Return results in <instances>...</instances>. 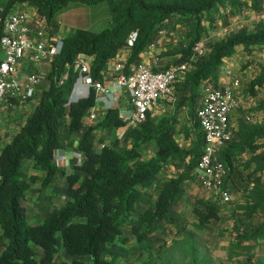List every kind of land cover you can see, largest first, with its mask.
<instances>
[{"label":"trees","instance_id":"obj_1","mask_svg":"<svg viewBox=\"0 0 264 264\" xmlns=\"http://www.w3.org/2000/svg\"><path fill=\"white\" fill-rule=\"evenodd\" d=\"M18 2L34 5L49 23L54 20L56 11L70 2L86 5L106 2L112 24L99 33L75 30L64 40L62 53L51 64L48 86L42 89L39 104L0 156V264H38L37 247L44 253L41 264H53L59 252L58 236L62 237L64 249L76 257L72 264H119L116 259H110L109 247L127 228L138 242H144L167 220L186 184L197 175L206 143L197 105L203 100V86L206 83L216 88L221 86L222 67L240 48L248 54L264 48V31L242 30L217 43L208 56L201 55L192 60L195 47L206 34L205 22L213 25L215 20L236 16L247 7L259 13L264 0H10L6 10ZM176 25L185 26L183 38L188 45L179 51L181 56L177 62L154 69L160 72L192 64L184 80L176 85V113L159 121L149 114L146 122L128 129L127 146L116 140L97 150L94 128L90 127L79 144L84 162L78 172L67 175L59 169L54 163V155L62 144L66 118L70 119L72 132L81 130L84 118L96 105V92L92 88L87 98L68 107L80 78L78 59L81 56L91 59L92 80L104 82L110 62L126 52L125 73L129 74L132 66L144 62L142 55L156 43L158 35ZM133 35L136 38L131 41ZM258 87H264V66L250 82L248 93L257 95ZM185 108L190 109V121L194 123L193 129L191 126L182 128L186 130V137L192 140L190 149L182 148L176 138L179 113ZM257 109H264V105ZM126 126L117 108L109 109L100 117L102 130ZM261 140H264V124L240 118L237 127L233 128V140L219 154L229 170L225 184L238 171L237 159L263 149L258 144ZM152 143L157 145V152L145 160L142 147ZM257 159L261 158H252L253 161ZM27 162L34 169L47 173L43 190L50 187L56 177H66L69 185L65 205L54 209L39 226H32L27 220L26 198L32 183L40 180L37 176L28 179ZM170 165L175 166L179 174L158 182L164 166ZM155 187V203L136 220V211L144 201L146 191ZM251 200L241 207L246 217L252 218L257 212L264 214V197L254 191ZM194 214L200 229L221 219L215 200L198 199ZM240 239L241 243L264 240V223L254 232L241 235Z\"/></svg>","mask_w":264,"mask_h":264},{"label":"rangeland","instance_id":"obj_2","mask_svg":"<svg viewBox=\"0 0 264 264\" xmlns=\"http://www.w3.org/2000/svg\"><path fill=\"white\" fill-rule=\"evenodd\" d=\"M9 2L10 0H0V7H7ZM90 10L92 16L89 15ZM54 20L57 23L71 25L79 20L85 25L83 30L99 33L111 26L112 15L106 2L97 5L70 2L56 11ZM205 23L206 34L203 38L205 50L197 57L208 56L217 43L227 40L239 31L245 30L250 33L264 31V6L259 13L247 7L236 16L215 20L213 25ZM184 28L182 25L170 26L165 33L158 35L154 45L157 50L162 51V55L157 58L159 60L157 66H168L179 60L181 56L179 51L188 45L183 38ZM239 50L232 59L235 61L234 64L224 71L223 79L221 76V83L233 88L245 108L249 104V109H245L249 111L251 117L248 122L264 124V109H257L264 105V87L256 88L257 95L248 93L250 82L259 75L261 66H264V48L252 54L243 52L241 48ZM165 54L169 55L164 56ZM154 60L150 62L153 66ZM45 67L49 72L50 65L45 64ZM188 67L191 68L192 64L187 63L176 68H181L180 72L185 73ZM183 112L185 116L186 111ZM180 119H183V115ZM177 141L184 149L190 148L192 143L186 135L182 137L181 133ZM258 144L263 146V149L256 154L251 152L237 159L238 171L216 193H209L204 189L195 175V178L186 184L177 207L175 206L167 220L160 224V231L152 232L142 243L128 231L125 235L124 249L112 250L110 253L118 255L116 258L121 259L119 264H264V240L241 243L240 239L241 235L254 232L264 223L262 212L247 218L241 209L252 201V192L255 191L258 196L264 197V141L261 140ZM154 152L152 147L145 151L149 157L153 156ZM258 157L261 159L252 160ZM173 167L176 170L174 174L163 172L159 179L166 181L178 175L179 171ZM226 195L229 196V201L224 200ZM198 199L215 200L219 206L221 219L200 229L194 214ZM151 201L150 199L149 202ZM149 202L144 205L143 210L148 209ZM136 218H139L138 214Z\"/></svg>","mask_w":264,"mask_h":264},{"label":"built area","instance_id":"obj_3","mask_svg":"<svg viewBox=\"0 0 264 264\" xmlns=\"http://www.w3.org/2000/svg\"><path fill=\"white\" fill-rule=\"evenodd\" d=\"M51 26L41 14L31 15L26 12L8 11L0 7V104L16 101L27 107L30 102H40L42 86L47 82V74L41 70L45 63H51L64 49V40L51 38ZM133 35L131 41L135 40ZM205 50L201 41L194 49L192 60ZM91 59L81 56L77 61L80 70L79 81H86L90 91L96 92V104H101L115 93L122 90L131 101L132 114L120 118L131 127L147 121L149 114L157 111L161 104L174 97L176 85L184 80L187 72L181 68H171L157 72V63L142 62L125 73V65L113 67L114 74L104 82H94L90 75ZM31 63L40 69L21 76L24 63ZM113 63V62H112ZM67 78V76H66ZM90 94V93H89ZM89 96V95H88ZM78 100H75V102ZM73 99H70V104ZM243 108V103L236 96L233 88L221 84L216 88L211 83L203 86V100L198 110V120L205 135V147L197 169L198 180L208 190L216 193L225 184L229 170L220 160V150L233 140L232 116ZM112 109V108H110ZM109 110V109H108ZM89 118L99 120L101 114L90 110ZM105 146H100V150ZM156 189V187H155ZM229 201V196L224 197Z\"/></svg>","mask_w":264,"mask_h":264},{"label":"crops","instance_id":"obj_4","mask_svg":"<svg viewBox=\"0 0 264 264\" xmlns=\"http://www.w3.org/2000/svg\"><path fill=\"white\" fill-rule=\"evenodd\" d=\"M82 4V3H81ZM86 5V4H83ZM6 8V7H2ZM8 11H14V12H26L31 15H37L40 14L38 12V9L29 3L26 2H18L12 8ZM90 16H92L91 10L89 13ZM73 24V23H72ZM51 26V38L52 40L56 39H63L65 40L72 32L75 30H83L85 25H82V23L75 22V24L71 25L66 23H57V21L53 20L50 22ZM92 30V29H91ZM162 34L165 32H161ZM160 33V34H161ZM240 51V50H239ZM162 55V51H159L156 49V46L152 44L148 50L142 55V59L145 62H151V60L155 59V63H157L159 60V56ZM233 58L228 59L224 63V69L221 71L222 79L224 77V71L232 66L234 64ZM127 61V53L123 52L121 53L115 60H112L110 62L108 70L105 73V79H108L111 75L114 74L113 67H115L118 64H124ZM50 65L51 63H45ZM45 64L41 67V70H43L47 75L49 74L48 68L45 67ZM159 67V66H156ZM40 68L36 65H33L31 63H24L22 66V73L21 76L24 77L30 72L38 71ZM90 72V71H88ZM48 86L47 82L42 86V89L44 87ZM90 93V87L89 84L86 81H79V83L76 86L75 91L72 93L71 98L73 99V102L75 100H79L82 98H87ZM122 90H119L115 93L114 97H110L109 100L96 104L93 108L97 111L98 114H105L108 109L110 108H117L119 109L120 113L125 116V118H128L132 114V105L129 98L122 94ZM203 93V88H202ZM177 95H176V87L174 91V97L171 100H168L161 104V107L157 110L151 113L152 117L155 118L157 121L170 117L176 113L177 108ZM172 101V102H171ZM202 103V101H201ZM201 103H198V107L201 106ZM38 102H30L27 107L19 105L16 101H5L0 104V156L8 144H10L13 139L16 137V135L21 131L22 127L24 126L28 116L33 112V110L37 107ZM249 104H247L246 108L249 109ZM245 106H243V109L239 112H236L232 116V127L236 128L237 124L240 120V118L244 117L248 121L251 119L249 116V111L245 110ZM174 110V111H172ZM186 111V115L184 116V112ZM91 113V111L89 112ZM89 113L84 118V124L83 128L81 130L72 132L70 129V119L67 117L65 121V125L62 128V134H63V140L62 144L59 149L55 151L54 155V163L55 165L66 172L67 175L75 174L78 172V168L81 167V165L84 162V156L79 151V144L83 137V134L85 130L92 127L94 128V147L99 150L100 146H110L114 141L118 140L122 146H127L126 142V133L128 129L131 127L127 124L126 127L120 128L118 130H102L99 127L100 119L99 120H91L89 118ZM172 114V115H171ZM181 115H183V119L181 118ZM100 116V117H101ZM190 109L185 108L180 111L179 113V124L177 125V136L181 133V136H187L186 130L182 129L184 126L187 127H194V123H191L190 121ZM183 130V131H182ZM193 130H190L189 133H192ZM187 138V137H186ZM191 142L192 140L189 139ZM264 141V140H263ZM190 148L192 147V143L190 144ZM148 147L154 148L155 152L153 153V156H148L145 151H147ZM187 148V149H190ZM142 151L144 152V159L149 160L152 157L155 156L157 152V145L152 143L148 145H144L142 147ZM245 157V155L243 156ZM26 173L28 175V179L31 178V176H37L40 178L39 181L33 182L31 185V189L27 195L26 198V208H27V220L28 223L32 226H39L43 225L45 221L51 216L54 209L61 208L65 205V203L68 200V197L66 196V192L68 190V182L66 180V177H56L50 187L43 190L42 189V183L43 179L47 177V173L44 171H38L32 167V164L27 162L25 164ZM170 170V171H169ZM168 171V172H167ZM175 169L173 165L170 166H164L160 178L163 175V172H167L170 174L171 172L174 174ZM160 180V179H159ZM158 182H163L159 181ZM209 193H212V191L208 190L206 187H204ZM184 193V192H183ZM157 187L149 189L145 193L144 201L141 203V206L138 207L136 211V215L138 214L139 217L146 211L144 209V205L149 202L151 199L152 201L149 202L148 208H152L153 204L156 201L157 198ZM152 196V198H150ZM183 197H180V199ZM179 199V201H180ZM178 201V203H179ZM177 203V204H178ZM177 207V205H176ZM175 209V207L173 208ZM148 210V209H147ZM136 220L138 218L135 217ZM164 223V222H162ZM159 229V228H158ZM155 231H160L159 230ZM131 233V230L129 228L124 231L123 235L116 240L114 244L109 247V256L110 259H116L117 262H119L121 259L116 258L118 256L117 254H111L110 252L115 250H122L125 246V235L128 233ZM132 234V233H131ZM58 248L59 252L56 254L53 264H72L74 260H76V257L71 256L63 246V240L61 236H58ZM36 252V260L38 264L42 263V260L44 258V253L42 248L37 247L35 248ZM120 254V253H118Z\"/></svg>","mask_w":264,"mask_h":264}]
</instances>
